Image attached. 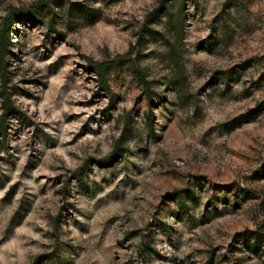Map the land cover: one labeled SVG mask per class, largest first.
Masks as SVG:
<instances>
[{
  "label": "rangeland",
  "instance_id": "rangeland-1",
  "mask_svg": "<svg viewBox=\"0 0 264 264\" xmlns=\"http://www.w3.org/2000/svg\"><path fill=\"white\" fill-rule=\"evenodd\" d=\"M39 1L0 0V43ZM8 31L0 264H264V0H46Z\"/></svg>",
  "mask_w": 264,
  "mask_h": 264
},
{
  "label": "trees",
  "instance_id": "trees-1",
  "mask_svg": "<svg viewBox=\"0 0 264 264\" xmlns=\"http://www.w3.org/2000/svg\"><path fill=\"white\" fill-rule=\"evenodd\" d=\"M167 0H164V2L166 3ZM46 4V0H40L38 3H36L34 6H32L31 8L27 9V10H20L16 13H14L12 15V17L10 18L8 24H7V28L5 30V33L3 35V40L0 43V59L4 62L5 60V56H6V52H7V42H8V37H9V29L10 27L14 24V21L17 18H26L28 17V15L35 11L39 6L45 5ZM163 6L160 8L163 9ZM137 77L139 79V81L147 88L148 87V82L146 81V79L137 72ZM101 87H104V83L100 82ZM15 106L13 105L12 102H10V98L6 97L5 98V114L3 116V121L1 123L0 126V134L5 135V121L7 119V117L9 115H11L14 111H15ZM124 152V148H123V143H122V138L118 141L117 144V148L115 150V153L113 154V156L109 157L106 161H112L113 159H115L117 156L122 155V153Z\"/></svg>",
  "mask_w": 264,
  "mask_h": 264
}]
</instances>
